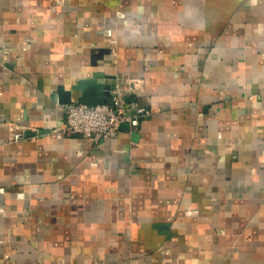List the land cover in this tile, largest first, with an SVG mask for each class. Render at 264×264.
Returning <instances> with one entry per match:
<instances>
[{
	"label": "crops",
	"instance_id": "crops-1",
	"mask_svg": "<svg viewBox=\"0 0 264 264\" xmlns=\"http://www.w3.org/2000/svg\"><path fill=\"white\" fill-rule=\"evenodd\" d=\"M82 79L151 115L70 132ZM0 264H264V0H0Z\"/></svg>",
	"mask_w": 264,
	"mask_h": 264
},
{
	"label": "built area",
	"instance_id": "built-area-1",
	"mask_svg": "<svg viewBox=\"0 0 264 264\" xmlns=\"http://www.w3.org/2000/svg\"><path fill=\"white\" fill-rule=\"evenodd\" d=\"M124 88L110 90L107 102L87 104L73 102L66 104L67 129L72 133H82L94 141L102 138L115 137L123 124L136 127L143 118L151 115V110L132 105L127 107ZM33 136L13 129L11 139L15 141L28 140Z\"/></svg>",
	"mask_w": 264,
	"mask_h": 264
},
{
	"label": "water",
	"instance_id": "water-1",
	"mask_svg": "<svg viewBox=\"0 0 264 264\" xmlns=\"http://www.w3.org/2000/svg\"><path fill=\"white\" fill-rule=\"evenodd\" d=\"M82 90L83 94L78 98V102L87 104H99L107 102L109 97L106 96L108 88L97 87L94 85V79L79 80L72 89L67 90L64 85L59 86L57 99L61 103L69 104L72 102V91ZM111 90V89H110ZM130 101V97H126V102Z\"/></svg>",
	"mask_w": 264,
	"mask_h": 264
}]
</instances>
